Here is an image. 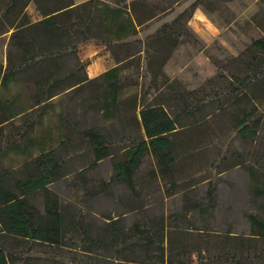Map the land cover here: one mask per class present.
Wrapping results in <instances>:
<instances>
[{
    "label": "rangeland",
    "instance_id": "obj_1",
    "mask_svg": "<svg viewBox=\"0 0 264 264\" xmlns=\"http://www.w3.org/2000/svg\"><path fill=\"white\" fill-rule=\"evenodd\" d=\"M84 1L87 0H76ZM105 1L112 4L115 0ZM195 1H180L172 10L139 27L136 38L144 40L161 25L172 23ZM202 3L188 23L183 19L177 24L185 25L189 33L176 46L169 45L164 53L167 59L162 72L170 84L186 91L185 104L189 109L184 112L176 106V93L172 92L174 112H184L182 116L186 118L174 138L178 155L175 185L159 175L152 153L142 159L135 175V190L112 181L115 162L123 159L122 147L129 143L123 138L127 131L120 123L131 112L121 111L113 121L103 117L96 98L102 94V81L92 82L77 92L72 88L63 91L7 125H0L2 166L17 177L23 178L32 170L31 164L41 150L56 151L62 165L60 178L47 189L50 201L57 198L66 222L65 246L26 247L22 256L37 258L38 264H94L83 250L89 245L84 235L89 230L103 239L108 248L94 254L107 257L100 264H120V258L139 263L143 258L141 250L119 254L120 247L109 246V223L116 222L122 232L135 226L152 230L161 222L167 228L180 226L181 215L200 230V236L196 235L191 243L200 245L203 255L193 254L190 264H222L214 257L230 248L221 242L225 236L250 237L247 215L264 217V52L251 49L253 41L264 38V0ZM28 9L32 19L38 20L34 6ZM9 35L0 36V66L4 68ZM77 50L90 80L116 66L102 44L85 42ZM142 56L141 66L131 65L120 74V99L136 96L138 102L142 98L149 102L156 96L150 88L153 76ZM91 69L97 75H90ZM157 79L160 85L162 77ZM22 80L20 85L11 84L6 94L20 98L18 107L29 108L35 104L37 86L31 77L23 75ZM245 118L257 126L256 138L239 137L238 123ZM87 129L114 136L109 141L113 155L96 161L95 149L83 135ZM14 147L19 150H12ZM31 202L44 212L46 194L38 191ZM199 205L208 210L206 215H198V209L187 211ZM207 248L214 257L205 251Z\"/></svg>",
    "mask_w": 264,
    "mask_h": 264
},
{
    "label": "trees",
    "instance_id": "obj_2",
    "mask_svg": "<svg viewBox=\"0 0 264 264\" xmlns=\"http://www.w3.org/2000/svg\"><path fill=\"white\" fill-rule=\"evenodd\" d=\"M182 0H115L112 4L105 0H0V36L10 33L7 49L6 68L0 66V125L24 115L35 106L48 102L63 91H72L87 87L95 81H102V94L97 95L100 111L106 120L118 119L121 111H130V115L121 121L120 126L128 140L123 159L115 162L112 181L125 184L135 190V175L142 164L143 157L152 153L160 176L168 177L175 185V168L178 155L174 138L179 135V128L184 126L185 90L170 84L162 67L167 57L168 46H176L187 33L181 20L189 22L195 10L202 6L203 0H197L176 19L165 23L154 34L142 40L139 27L145 26L157 16L174 8ZM34 6L39 14L33 20L29 7ZM208 12V9L204 7ZM184 28V29H183ZM182 29L184 31H182ZM94 41L106 46L116 66L90 80L84 70L77 46ZM251 49L264 52V38L252 42ZM147 62V70L153 76L151 89L156 96L147 102L136 96L120 99V74L131 65L141 66V60ZM164 55V56H163ZM67 71V72H65ZM83 72V73H82ZM34 80L37 86L35 104L24 108L18 107L20 98L7 95L11 84L20 85L22 76ZM162 82L157 85V78ZM175 92L176 106L184 112L176 114L172 102ZM242 119L238 123V135L242 140L256 138L257 126ZM90 145L95 149V160L99 161L113 155L109 141L114 137L103 135L97 130L83 132ZM14 147L12 150H19ZM1 150V145H0ZM31 164L32 170L25 177L19 178L11 170L2 166L0 151V264H38L37 258L22 256L26 247L45 245L62 248L65 246V228L63 215L57 198L50 201L48 186L61 176L62 165L53 149L44 151ZM38 191L46 194L47 203L44 212L31 202V197ZM264 193V190L261 191ZM212 195V194H211ZM206 215L208 210L200 205L187 209ZM250 237L225 236L221 240L225 246L215 257L210 250L205 251L222 264H264V217L255 213L248 214ZM180 226H159L140 229L135 226L129 232H122L110 222L107 234L119 254L134 249L141 250L143 258L139 263L127 258L118 259L120 264H190L192 255L202 256L201 246L191 243L199 233V228L189 224L184 215L180 217ZM89 245L83 249L84 255L94 264H100L107 257L94 256L98 251L107 249L103 239L90 231L84 232ZM211 256H209L211 258ZM51 264V263H40Z\"/></svg>",
    "mask_w": 264,
    "mask_h": 264
},
{
    "label": "crops",
    "instance_id": "obj_3",
    "mask_svg": "<svg viewBox=\"0 0 264 264\" xmlns=\"http://www.w3.org/2000/svg\"><path fill=\"white\" fill-rule=\"evenodd\" d=\"M108 53H109V52H108ZM109 55H110V58H111L112 62L114 63V65H116V63H115V61H114L112 55H111V54H109ZM110 69H111V68H110ZM106 71H107V70H105L103 73H105ZM90 75L95 76V75H97V73H95L94 69H91V74H90Z\"/></svg>",
    "mask_w": 264,
    "mask_h": 264
}]
</instances>
